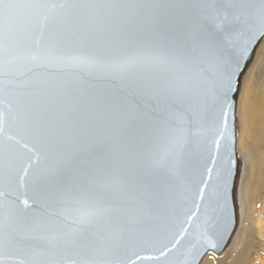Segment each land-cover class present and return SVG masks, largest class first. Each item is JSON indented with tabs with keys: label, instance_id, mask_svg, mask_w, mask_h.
Segmentation results:
<instances>
[{
	"label": "snow or ice",
	"instance_id": "1",
	"mask_svg": "<svg viewBox=\"0 0 264 264\" xmlns=\"http://www.w3.org/2000/svg\"><path fill=\"white\" fill-rule=\"evenodd\" d=\"M257 49L264 0H0V264L215 261Z\"/></svg>",
	"mask_w": 264,
	"mask_h": 264
},
{
	"label": "bare ground",
	"instance_id": "2",
	"mask_svg": "<svg viewBox=\"0 0 264 264\" xmlns=\"http://www.w3.org/2000/svg\"><path fill=\"white\" fill-rule=\"evenodd\" d=\"M259 52L260 50L257 49L255 55ZM261 61L264 64V57H261ZM251 65L243 76L237 100L238 105L236 107L238 128L237 148L239 152V178L236 184V207L238 221L241 216H247L246 210L249 206V199L255 192L262 189L264 180V114L262 120L260 121H258V119L256 121L252 119H256L257 114L251 117L253 106L259 102V97L262 94H260L255 87L257 83H252V80L250 79L245 81V75L249 71ZM241 176L244 177V180L242 181H240ZM242 236L240 250L238 254L234 256L230 262H228V264H251L255 261L252 260V255L255 254L256 241L253 240L254 243H251V239L247 237L246 232H243ZM233 237L231 238L227 248L229 247ZM250 246H253V249H251ZM201 264H214V262L209 261V259L205 257L201 261Z\"/></svg>",
	"mask_w": 264,
	"mask_h": 264
},
{
	"label": "rangeland",
	"instance_id": "3",
	"mask_svg": "<svg viewBox=\"0 0 264 264\" xmlns=\"http://www.w3.org/2000/svg\"><path fill=\"white\" fill-rule=\"evenodd\" d=\"M261 57L262 55L260 52L255 55L253 63L245 75V81L250 79L252 80V83H257L255 87L257 88V91L262 94L259 97V102L253 106V110L251 111V117L257 114L256 119L252 118L255 121L257 119L258 121L262 120L264 114V64L261 61ZM236 150L239 155L237 143ZM242 180H244L243 176L240 177V181ZM246 211L247 216L244 215L239 218L237 230L234 233V237L229 247L222 253V255L216 256L217 258L213 261L214 264H228V262H230L232 258L238 254L243 232H246L247 237L251 239V243L253 240L256 241L255 254L252 255V260L255 261L251 264H264V180L262 189L255 192L254 195L250 197L249 206ZM250 247L253 249V246Z\"/></svg>",
	"mask_w": 264,
	"mask_h": 264
},
{
	"label": "water",
	"instance_id": "4",
	"mask_svg": "<svg viewBox=\"0 0 264 264\" xmlns=\"http://www.w3.org/2000/svg\"><path fill=\"white\" fill-rule=\"evenodd\" d=\"M255 53H256V52H255ZM255 53L251 56L250 62L248 63L247 70H248L249 66L251 65V63H252V61H253V59H254ZM247 70H246V71H247ZM246 71H245V73H246ZM245 73H244V74H245ZM243 76H244V75H243ZM243 76H242L241 79H240L239 88H241V83H242ZM237 100H238V96H237ZM236 107H237V105H236ZM237 133H238V128H237V116H236V143H237ZM236 155H237V159H238V161H239L238 154H237V150H236ZM237 172H238V174H237V176H236V178H235V185L237 184V180H238V178H239V163H238V169H237ZM235 193H236V189H235ZM235 203H236V201H235ZM236 217H237V207H236ZM237 224H238V217H237V221H236V224H235L234 231L231 233L230 237H229L228 240L226 241L225 246H224V247H223V248H222V249H221L216 255H220V254H222V253L227 249V246H228V244H229L231 238L233 237V235H234V233H235V231H236Z\"/></svg>",
	"mask_w": 264,
	"mask_h": 264
}]
</instances>
